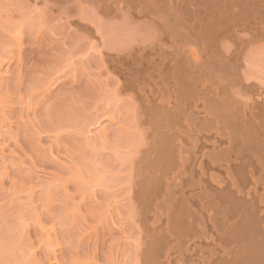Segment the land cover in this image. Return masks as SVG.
<instances>
[{
    "label": "rangeland",
    "instance_id": "374dc122",
    "mask_svg": "<svg viewBox=\"0 0 264 264\" xmlns=\"http://www.w3.org/2000/svg\"><path fill=\"white\" fill-rule=\"evenodd\" d=\"M141 22L90 0H0V264H143L151 138L107 57L145 43ZM239 69L264 107V42Z\"/></svg>",
    "mask_w": 264,
    "mask_h": 264
},
{
    "label": "bare ground",
    "instance_id": "6f19581e",
    "mask_svg": "<svg viewBox=\"0 0 264 264\" xmlns=\"http://www.w3.org/2000/svg\"><path fill=\"white\" fill-rule=\"evenodd\" d=\"M90 1L152 32L115 65L107 56L150 128L145 264H264V107L239 69L264 42V0Z\"/></svg>",
    "mask_w": 264,
    "mask_h": 264
}]
</instances>
